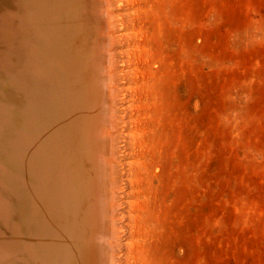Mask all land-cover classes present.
Listing matches in <instances>:
<instances>
[{"label": "rangeland", "instance_id": "1", "mask_svg": "<svg viewBox=\"0 0 264 264\" xmlns=\"http://www.w3.org/2000/svg\"><path fill=\"white\" fill-rule=\"evenodd\" d=\"M89 1V138L100 88L113 142L86 136L85 202L109 204L112 155L113 264H264V0Z\"/></svg>", "mask_w": 264, "mask_h": 264}, {"label": "bare ground", "instance_id": "2", "mask_svg": "<svg viewBox=\"0 0 264 264\" xmlns=\"http://www.w3.org/2000/svg\"><path fill=\"white\" fill-rule=\"evenodd\" d=\"M91 1L93 3L90 5L108 2ZM82 2L83 0H0V264L114 263L112 238L116 225L112 191L113 165L110 159L112 155L105 159L110 172L108 182L111 196H107V199H111L108 200L109 204L104 200L106 196L100 194L99 206H95L100 210L93 220L88 212L89 215L92 213L89 209L93 208L94 202L93 206L88 205L91 202H85L86 193L91 190V182H95L92 179L95 174L89 173L84 159L92 157V154L85 157L89 150L86 148V136L89 138V125L92 126L90 123L93 121L86 115L89 103L87 97L92 92L89 91L91 93L87 96L88 88L85 90V86L89 75H86L88 68H85L87 62L91 65L93 59L89 61L93 52L89 48L92 42L87 44V41H92L87 39L89 33L86 27L89 28V23L85 27V22L81 21V16L85 19ZM85 7L89 9L87 5ZM92 9L95 12V8ZM100 10L105 11V16L107 10ZM92 17L94 18L93 15ZM89 18L90 16L87 21H91L92 18ZM95 34L99 42L105 40L100 28H97ZM94 42L90 47L97 45ZM105 48L104 50L108 49ZM101 63L102 61L95 70L99 77L104 71ZM110 65L109 67L112 66ZM107 76L109 80L112 78L111 74ZM99 77L97 76V80ZM99 89L96 96L98 119L92 127L93 134H90V138L93 137L103 146L102 136L104 133L107 135L108 129L112 127L105 120L103 109L106 101ZM109 96L111 98L112 93ZM91 99L93 100V96ZM107 136L112 138L110 133ZM109 141L113 142V139ZM108 156L104 157V150L96 154L94 163L97 175L102 168V158ZM93 168L94 165L89 170ZM101 176H104V171ZM108 209L112 214L108 219L109 222L111 219L110 235L106 228Z\"/></svg>", "mask_w": 264, "mask_h": 264}, {"label": "water", "instance_id": "3", "mask_svg": "<svg viewBox=\"0 0 264 264\" xmlns=\"http://www.w3.org/2000/svg\"><path fill=\"white\" fill-rule=\"evenodd\" d=\"M89 173H91V170H90ZM89 173H88V174H89ZM87 177H88V175H87ZM89 199H90V200H93V197L90 195V196H89ZM87 202H88V201H87Z\"/></svg>", "mask_w": 264, "mask_h": 264}]
</instances>
